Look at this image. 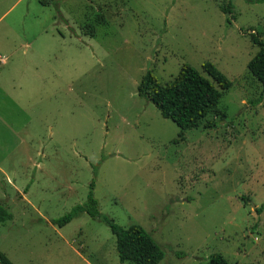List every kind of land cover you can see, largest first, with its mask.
Listing matches in <instances>:
<instances>
[{"label": "rangeland", "instance_id": "374dc122", "mask_svg": "<svg viewBox=\"0 0 264 264\" xmlns=\"http://www.w3.org/2000/svg\"><path fill=\"white\" fill-rule=\"evenodd\" d=\"M228 1L232 18L220 10ZM255 32L264 36V1L0 0V203L12 214L0 253L12 264H120L99 218L53 223L92 192L101 214L151 234L158 264L212 253L264 264ZM205 61L231 85L180 137L137 86L147 70L170 81L183 63L208 77Z\"/></svg>", "mask_w": 264, "mask_h": 264}, {"label": "trees", "instance_id": "16d2710c", "mask_svg": "<svg viewBox=\"0 0 264 264\" xmlns=\"http://www.w3.org/2000/svg\"><path fill=\"white\" fill-rule=\"evenodd\" d=\"M262 2L264 0H248ZM43 3L51 0H42ZM232 3H222L220 10L234 17ZM230 22V18H228ZM250 40L258 49L249 59V72L261 83L264 89V36L255 32L250 34ZM202 71L187 63H183L172 80L160 83L151 70L141 77L137 93L153 103L165 118L171 119L179 128L178 136L183 137L184 131L197 127L199 122L218 104L222 90L230 87L228 78L210 61L201 64ZM93 184V183H92ZM26 190V189H25ZM246 200L244 197H242ZM264 203L256 209L260 213ZM81 212H86L93 218H99L108 225L115 236V247L120 264L125 261L134 264H158L164 252L151 234L138 224L122 227L98 210L97 200L89 193L88 199L75 206L70 212L53 220L58 226H63ZM12 214L6 206L0 203V222L11 219ZM1 264H12L0 253ZM206 264H230L220 253H212Z\"/></svg>", "mask_w": 264, "mask_h": 264}, {"label": "crops", "instance_id": "0c3cea01", "mask_svg": "<svg viewBox=\"0 0 264 264\" xmlns=\"http://www.w3.org/2000/svg\"><path fill=\"white\" fill-rule=\"evenodd\" d=\"M0 59H1V61H0V67H1V65L5 63V58L2 57V56H0ZM4 69H5V68H4ZM2 70H3V69H2ZM2 70H0V76H1V74H2ZM0 83L3 84V85H6V84L2 83V81H0ZM2 88H3V87H2Z\"/></svg>", "mask_w": 264, "mask_h": 264}, {"label": "built area", "instance_id": "2783aa9c", "mask_svg": "<svg viewBox=\"0 0 264 264\" xmlns=\"http://www.w3.org/2000/svg\"><path fill=\"white\" fill-rule=\"evenodd\" d=\"M0 61H1V59H0Z\"/></svg>", "mask_w": 264, "mask_h": 264}]
</instances>
